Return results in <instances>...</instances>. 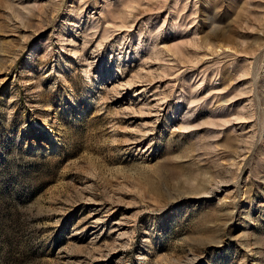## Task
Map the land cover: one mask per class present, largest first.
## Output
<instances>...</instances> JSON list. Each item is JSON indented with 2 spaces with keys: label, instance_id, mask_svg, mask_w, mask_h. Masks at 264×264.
I'll return each mask as SVG.
<instances>
[{
  "label": "rangeland",
  "instance_id": "1",
  "mask_svg": "<svg viewBox=\"0 0 264 264\" xmlns=\"http://www.w3.org/2000/svg\"><path fill=\"white\" fill-rule=\"evenodd\" d=\"M0 264H264V0H0Z\"/></svg>",
  "mask_w": 264,
  "mask_h": 264
}]
</instances>
